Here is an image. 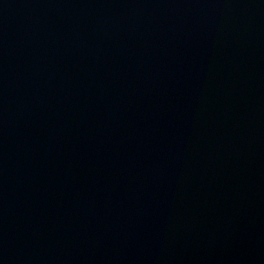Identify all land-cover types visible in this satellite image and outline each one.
Segmentation results:
<instances>
[{
  "label": "water",
  "instance_id": "water-1",
  "mask_svg": "<svg viewBox=\"0 0 264 264\" xmlns=\"http://www.w3.org/2000/svg\"><path fill=\"white\" fill-rule=\"evenodd\" d=\"M0 264H264V0H0Z\"/></svg>",
  "mask_w": 264,
  "mask_h": 264
}]
</instances>
